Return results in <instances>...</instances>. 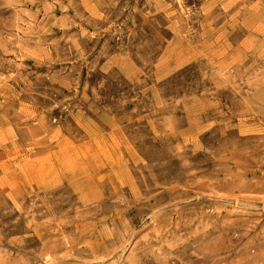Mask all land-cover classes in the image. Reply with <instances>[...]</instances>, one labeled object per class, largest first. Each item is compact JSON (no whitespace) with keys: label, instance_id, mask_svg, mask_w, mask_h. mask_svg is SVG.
Here are the masks:
<instances>
[{"label":"rangeland","instance_id":"374dc122","mask_svg":"<svg viewBox=\"0 0 264 264\" xmlns=\"http://www.w3.org/2000/svg\"><path fill=\"white\" fill-rule=\"evenodd\" d=\"M0 264H264V0H0Z\"/></svg>","mask_w":264,"mask_h":264}]
</instances>
